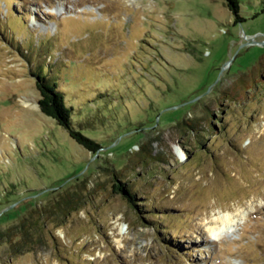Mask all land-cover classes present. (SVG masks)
I'll use <instances>...</instances> for the list:
<instances>
[{"label":"rangeland","instance_id":"rangeland-1","mask_svg":"<svg viewBox=\"0 0 264 264\" xmlns=\"http://www.w3.org/2000/svg\"><path fill=\"white\" fill-rule=\"evenodd\" d=\"M227 4L0 0V264H264V0ZM42 66L96 154L41 112ZM65 191L86 203L13 251Z\"/></svg>","mask_w":264,"mask_h":264},{"label":"trees","instance_id":"trees-1","mask_svg":"<svg viewBox=\"0 0 264 264\" xmlns=\"http://www.w3.org/2000/svg\"><path fill=\"white\" fill-rule=\"evenodd\" d=\"M228 7H230L234 14L238 16V0H227ZM48 66H42L36 74L33 76L36 78V86L40 93V99L38 101L41 112L54 119L59 126H62L69 134L70 138L74 140L78 145L82 146L84 149L96 154L103 147L96 140L85 134L76 128L74 122L72 121L73 108L68 106L65 100V95L61 92L58 87V81L51 79L48 74L45 73ZM139 157L144 161L146 155L143 153L138 154ZM123 175L122 171L119 173H114L112 176L114 178V190L115 192H120L127 199V201L132 205L135 203L133 198L134 192L133 188L129 187L128 183L120 182V177ZM86 203L84 191H65L58 195L54 202L51 203L47 209L39 211L37 216L31 213L30 217L23 219L20 225H17L15 230H18V234L21 241H17L13 247V251L17 248L21 251L23 248H28L32 240H40L35 237L38 234V230L43 227L45 222L49 221L52 216L56 218L65 219L70 214L79 211L83 205ZM37 211V210H36ZM54 217V218H55ZM42 224V226H38ZM18 234L16 236H18ZM13 232L10 230L6 234L9 242H12ZM5 237V238H6Z\"/></svg>","mask_w":264,"mask_h":264},{"label":"bare ground","instance_id":"bare-ground-1","mask_svg":"<svg viewBox=\"0 0 264 264\" xmlns=\"http://www.w3.org/2000/svg\"><path fill=\"white\" fill-rule=\"evenodd\" d=\"M245 217L246 214L244 212L236 211L227 212L212 219L211 224H213V227L211 230L213 231L214 240H219L222 236L233 232L236 226L241 224ZM123 227L124 226L121 227L119 232L121 235L124 234ZM122 242V239L117 241L120 248L122 247Z\"/></svg>","mask_w":264,"mask_h":264}]
</instances>
